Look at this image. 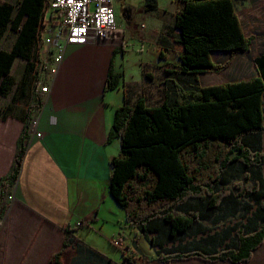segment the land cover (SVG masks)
<instances>
[{"label":"trees","instance_id":"16d2710c","mask_svg":"<svg viewBox=\"0 0 264 264\" xmlns=\"http://www.w3.org/2000/svg\"><path fill=\"white\" fill-rule=\"evenodd\" d=\"M177 1L182 8L173 28L183 54L179 70L168 72L172 93L166 86L158 107L139 98L115 112L109 139L119 137L121 147L110 163V195L154 250L158 264L189 259L246 263L264 241V55L254 60L255 78L203 88L198 75L223 72L235 55L250 50L252 39L242 33L234 0ZM46 4L0 3V27L17 33L12 49L4 51L0 31L1 97L12 85L16 58L26 61L24 78L37 82L32 50L45 26ZM156 7V0H144L146 12ZM212 52L230 57L220 65L210 59ZM112 69L105 84L109 91L120 78ZM36 107L25 114L13 167L0 180V216L4 189L20 172ZM66 247L64 241L51 262ZM136 258L132 250L123 260Z\"/></svg>","mask_w":264,"mask_h":264},{"label":"crops","instance_id":"0c3cea01","mask_svg":"<svg viewBox=\"0 0 264 264\" xmlns=\"http://www.w3.org/2000/svg\"><path fill=\"white\" fill-rule=\"evenodd\" d=\"M156 1L153 11L146 12L143 7L138 11L140 20L146 22L136 32L139 47L127 51L125 35L117 25L116 40L123 35L121 44L109 40L69 47L54 79L42 76L46 84L50 82V94L37 115L36 131L41 136L31 137L25 149L15 202L0 229V264H140L142 257L131 263L123 260L121 249L132 242L147 260L151 253L155 257L154 250L130 227L125 212L110 195V163L121 145L119 137L109 139V132L115 112L123 105L133 106L143 98L147 106L158 107L165 101L166 86L172 93L168 72L179 70V56L183 54L179 31L173 24L182 5L177 0ZM234 8L242 33L252 39L250 50L235 55L228 66L249 75L234 80L239 82L256 77L254 60L264 55V0H234ZM49 19L45 13L41 32L52 28ZM137 19L131 11L129 26L137 24ZM0 31L2 49L11 50L17 33L8 27H0ZM229 57V53L212 52L210 59L221 65ZM25 64L24 59L16 58L10 77L20 79ZM111 65L120 78L117 87L109 91L105 84ZM221 73H201L199 83L204 88L234 82L220 78ZM28 87L26 82V90ZM28 109L13 107L2 117L0 96V180L13 167ZM119 240L120 245H116ZM64 241L67 247L63 254L51 262ZM110 249L119 251L120 256L115 257ZM239 264H264V241L253 251L251 261Z\"/></svg>","mask_w":264,"mask_h":264},{"label":"built area","instance_id":"2783aa9c","mask_svg":"<svg viewBox=\"0 0 264 264\" xmlns=\"http://www.w3.org/2000/svg\"><path fill=\"white\" fill-rule=\"evenodd\" d=\"M113 2L114 0H47L46 14H49L51 20L48 23L52 21V28L44 30L39 36L43 48L37 61L35 71L38 79L33 89L38 105L28 124V138L24 141V150L31 137L41 136L36 131L37 115L41 105L44 107L47 104L50 94V82L46 84L42 76L45 74L51 80L54 79L69 47H84L94 42L101 43L109 40L115 42L117 21ZM11 184V188L3 193L0 229L9 208L15 202L14 191L17 177ZM120 242V240L116 241L115 244L120 245ZM130 251V247L125 246L124 256H128Z\"/></svg>","mask_w":264,"mask_h":264},{"label":"rangeland","instance_id":"374dc122","mask_svg":"<svg viewBox=\"0 0 264 264\" xmlns=\"http://www.w3.org/2000/svg\"><path fill=\"white\" fill-rule=\"evenodd\" d=\"M12 2V4L17 3L19 0H10ZM130 3H133V6L130 5ZM143 7V1L142 0H114V4H113V10L115 12V16H116V25H118L121 28L122 34L125 35V41H124V47L127 51H131L132 48L135 47H139L140 46V40L138 38H136V32L140 30V26L141 24L145 25L146 22H142L140 20V15L141 13H139V9L141 10V8ZM133 11L136 15V17H138L137 19V24H132L131 26H129V20H128V16L130 14V12ZM118 34V33H117ZM116 34V37H117ZM41 35V33H40ZM123 35L119 36L118 40H116L115 37V43L116 45L121 44L122 43V38ZM42 41H40V38L38 39V42L36 43V45L34 46L33 50H32V56L36 58L39 57V54L42 51ZM224 64V63H223ZM26 66V64H25ZM25 66L23 69V74L20 77V79L16 80L14 77L11 81V86L7 92V94L4 97H1L2 99V103H3V112H2V116L3 114L7 111L12 109L13 107H15L16 109H21L24 110L26 107H33L38 105V101H37V97L34 95L33 93V89L35 87L34 85V79L31 77L28 78H24L25 77ZM226 75V76H225ZM249 75L247 73H241L239 71H234L233 66L232 67H227L225 69V72H222L220 74V78H226V81H236V80H240V79H245L247 78ZM28 79V80H27ZM24 80V84H22L21 82H23ZM27 82L28 87V91L25 88V84ZM15 105V106H14ZM136 244V243H135ZM129 246L131 251L130 254L128 256H130L132 254V247L131 244L126 245V247ZM137 246V244H136ZM138 247V246H137ZM125 248V246L122 247L121 251H123V249ZM151 251V248H149ZM111 253L117 257L120 256L119 255V251L115 250V249H110ZM152 252V251H151ZM152 254V256H151ZM150 255H148L149 260H145L144 257H142L140 264H158L155 261V257H153V253H151ZM147 257V256H146ZM148 259V258H147ZM252 259V257H251ZM250 259V261H251ZM181 261V262H180ZM175 261V263H169V264H210V263H202L199 262L198 260H185V261ZM249 262V261H248ZM246 262V263H248ZM223 264V263H222Z\"/></svg>","mask_w":264,"mask_h":264},{"label":"water","instance_id":"95a60500","mask_svg":"<svg viewBox=\"0 0 264 264\" xmlns=\"http://www.w3.org/2000/svg\"><path fill=\"white\" fill-rule=\"evenodd\" d=\"M131 247L135 251V253H137L140 257H144V259L147 260V257L144 256V254L142 253V251L136 246L135 242H132L131 243Z\"/></svg>","mask_w":264,"mask_h":264}]
</instances>
